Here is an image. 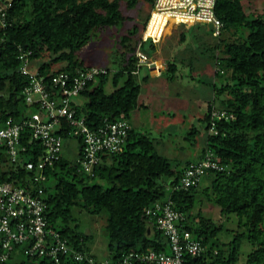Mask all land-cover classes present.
I'll return each mask as SVG.
<instances>
[{"label":"trees","instance_id":"1","mask_svg":"<svg viewBox=\"0 0 264 264\" xmlns=\"http://www.w3.org/2000/svg\"><path fill=\"white\" fill-rule=\"evenodd\" d=\"M138 1L3 0L9 5L7 25L0 26L2 117L20 121L31 112L39 111L36 105L27 104L22 94L28 80L19 71V48L30 51L31 62L41 60L38 72L48 81L50 91L58 93L49 83L50 75L75 74L85 65L79 52L88 40L107 27L121 28L128 20L122 3L131 9ZM142 1L152 8L154 0ZM150 10L141 19L140 26L133 23L120 36L118 54L112 58L115 66L106 67V73L94 75L83 90L70 97L69 108L76 117L84 116L90 128L95 129L104 119H126L130 124L131 112L143 106L138 100L141 65L137 64L135 51L141 42L140 49L148 56L155 51L157 43L151 39L141 41L140 37L134 43L132 40L140 29L144 30ZM215 14L222 23L210 50L217 65L216 80L209 83L212 97L200 117L204 144L196 160L172 162L157 150L154 138L130 124L121 149L100 154L92 174H88L78 163L82 149L80 138L71 135L69 126L61 121L59 129L54 131L61 140V150L58 158L43 169L45 180L38 183L31 181L28 170L10 165L5 148L0 145V180L12 181L26 189L42 186L48 227L59 232L73 249L93 256L88 247L89 236L73 224L72 209L80 206L90 213H106L108 259H119L129 251L153 249L168 253L170 246L165 234L157 229L145 210L156 202L169 200L170 206L184 215L181 226L202 246L198 255H184L183 264H264V9L259 13L248 12L242 0H217ZM185 38L181 33L180 39ZM177 69L175 62L167 61L164 71L160 72L172 81ZM148 78L149 75L142 76L143 81ZM78 96L84 100L79 102ZM212 110H225L232 116L213 119ZM211 126L215 133L208 132ZM196 132L192 127L190 133ZM71 138L77 139L79 145L75 158L64 155V147L67 148ZM20 139L25 146L22 161H40L43 147L38 140L31 139L29 127L23 129ZM208 151L214 154L219 165L204 173L208 184L201 189L200 182L188 189L177 188L185 168L202 159ZM199 192L203 196L201 202H213L223 214L237 217L238 230L229 241L216 239L222 228L219 221L202 216L200 210L192 213ZM243 240L252 249L239 263ZM5 264L87 262L63 255L54 263L44 256L29 257L18 252Z\"/></svg>","mask_w":264,"mask_h":264},{"label":"built area","instance_id":"2","mask_svg":"<svg viewBox=\"0 0 264 264\" xmlns=\"http://www.w3.org/2000/svg\"><path fill=\"white\" fill-rule=\"evenodd\" d=\"M217 0H154L150 17L143 30L141 41L151 39L158 43L163 36L164 17L167 23L202 26L212 34L218 35L222 27L215 14ZM0 0V26L7 25V6ZM140 43L136 47L137 64L148 62V56L141 51ZM30 51L19 48L17 58L20 61L19 71L27 77L28 83L22 90L27 104L36 105L39 111L31 112L20 121L12 117H2L0 112V145L5 148L6 157L12 166L20 165L31 172L32 182H42V173L46 165L58 158L61 150V140L54 134L63 121L69 126V133L81 140V155L78 157L80 169L92 174V167L97 164L100 154L119 151L130 129L126 119H104L95 129L90 128L84 116L76 117L74 110L69 108L72 95L84 89L87 82L96 74L106 73V67L83 65L73 75L59 72L50 75L49 83L59 92H51L45 77L30 68ZM225 110H212L213 119L231 117ZM25 127L30 129L31 139L38 140L43 147V157L38 162L22 161L25 146L20 139ZM209 133L214 132L211 126ZM219 168L215 156L208 151L198 161L191 162L183 171L177 188L188 189L197 185L204 173L209 169ZM42 186L26 189L16 186L12 181L0 180V264H5L9 258L18 252L34 257L44 256L54 263L60 256L69 255L76 261L85 260L87 264H183L184 255L196 256L202 246L191 232L181 226L184 215L170 206L169 200L156 202L146 208L145 214L154 219L157 229L165 234L170 251L168 253L149 249L147 251H129L116 260L108 258L97 260L70 247L59 232L48 227L45 212V201L42 197Z\"/></svg>","mask_w":264,"mask_h":264},{"label":"rangeland","instance_id":"3","mask_svg":"<svg viewBox=\"0 0 264 264\" xmlns=\"http://www.w3.org/2000/svg\"><path fill=\"white\" fill-rule=\"evenodd\" d=\"M242 1L248 12L259 13L264 9V0ZM150 9L142 0L131 9H127L122 3L123 13L128 16L125 24L121 28L107 27L97 33V36L91 37L79 52V58L86 66L114 67L112 58L118 54L120 36L133 23L140 26L141 19ZM167 19L168 16H165L161 40L157 43L155 51L148 55V62L153 63V68L150 70L147 64L140 67L138 77L141 91L138 100L143 106L131 112L130 122L136 130L154 138L157 150L172 162L196 160L204 144V126L200 117L204 113L207 101L212 97L209 83L216 80L214 71L217 65L210 53L216 36L206 27L174 24L171 23L173 20L167 23L165 22ZM142 33L140 29L132 43L139 37L141 39ZM181 33L186 36L184 40L180 39ZM40 61V59L33 61L30 68L35 70ZM167 61L175 62L178 67L172 81L166 80L161 74ZM145 75H149V78L143 81L142 76ZM77 99L79 102L84 100L82 96H78ZM192 127L197 129L196 133H190ZM78 148L77 139L71 138L68 140L67 148L64 147V155L75 158ZM207 182V176H202L199 189L206 186ZM198 195L192 213L196 214L200 210L202 216L222 224L216 236L219 242L232 239L238 230L237 217L234 214H223L220 207L213 202L207 200L201 202L203 196L200 192ZM72 217L77 230L89 236L88 247L94 258L97 260L107 258L106 213H90L83 207L74 206ZM251 249V244L243 240L239 263L245 260Z\"/></svg>","mask_w":264,"mask_h":264},{"label":"water","instance_id":"4","mask_svg":"<svg viewBox=\"0 0 264 264\" xmlns=\"http://www.w3.org/2000/svg\"><path fill=\"white\" fill-rule=\"evenodd\" d=\"M150 68H153V64L150 66Z\"/></svg>","mask_w":264,"mask_h":264},{"label":"crops","instance_id":"5","mask_svg":"<svg viewBox=\"0 0 264 264\" xmlns=\"http://www.w3.org/2000/svg\"><path fill=\"white\" fill-rule=\"evenodd\" d=\"M150 70H151V68H150ZM130 124H131V122H130ZM132 125V124H131Z\"/></svg>","mask_w":264,"mask_h":264}]
</instances>
